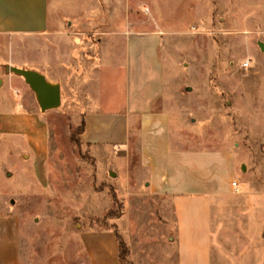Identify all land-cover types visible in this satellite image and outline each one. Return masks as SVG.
I'll return each instance as SVG.
<instances>
[{"label": "rangeland", "instance_id": "1", "mask_svg": "<svg viewBox=\"0 0 264 264\" xmlns=\"http://www.w3.org/2000/svg\"><path fill=\"white\" fill-rule=\"evenodd\" d=\"M70 1L84 14V0ZM112 1L96 16L125 17L128 32L162 39L169 107L186 154H222L213 264H264V0ZM82 106L65 97L49 112L47 182L33 185L43 196L23 211V234L32 231L22 253L32 246L52 264H69L81 232L108 228L123 264H178L171 200L141 182L146 169L130 178L103 154L93 157L81 141Z\"/></svg>", "mask_w": 264, "mask_h": 264}, {"label": "crops", "instance_id": "2", "mask_svg": "<svg viewBox=\"0 0 264 264\" xmlns=\"http://www.w3.org/2000/svg\"><path fill=\"white\" fill-rule=\"evenodd\" d=\"M112 3L84 0L83 14L70 0H0V264H52L32 246L22 253L32 231L28 225L23 234V211L43 196L33 185L47 182L50 111L11 67L41 73L60 86L62 99L83 105L81 141L94 158L103 154L130 178L134 169L148 171L141 182L171 200L178 264H213L222 154H186L169 107L162 39L128 32L125 17L96 16ZM78 238L69 264H123L112 229H87Z\"/></svg>", "mask_w": 264, "mask_h": 264}, {"label": "water", "instance_id": "3", "mask_svg": "<svg viewBox=\"0 0 264 264\" xmlns=\"http://www.w3.org/2000/svg\"><path fill=\"white\" fill-rule=\"evenodd\" d=\"M9 70L25 79L26 83L36 94L43 112L57 109L61 106L62 98L59 85L51 84L44 75L36 71L16 67H11Z\"/></svg>", "mask_w": 264, "mask_h": 264}, {"label": "built area", "instance_id": "4", "mask_svg": "<svg viewBox=\"0 0 264 264\" xmlns=\"http://www.w3.org/2000/svg\"><path fill=\"white\" fill-rule=\"evenodd\" d=\"M233 186H234V187H237V183H233Z\"/></svg>", "mask_w": 264, "mask_h": 264}, {"label": "trees", "instance_id": "5", "mask_svg": "<svg viewBox=\"0 0 264 264\" xmlns=\"http://www.w3.org/2000/svg\"><path fill=\"white\" fill-rule=\"evenodd\" d=\"M83 130H84V125H83ZM83 130H82V132H83ZM82 132H81V134H82ZM121 258V257H120ZM121 261H122V259H121Z\"/></svg>", "mask_w": 264, "mask_h": 264}]
</instances>
